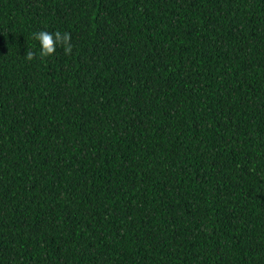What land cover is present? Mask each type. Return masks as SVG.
Segmentation results:
<instances>
[{
    "label": "trees",
    "instance_id": "obj_1",
    "mask_svg": "<svg viewBox=\"0 0 264 264\" xmlns=\"http://www.w3.org/2000/svg\"><path fill=\"white\" fill-rule=\"evenodd\" d=\"M0 264H264V0H0Z\"/></svg>",
    "mask_w": 264,
    "mask_h": 264
},
{
    "label": "clouds",
    "instance_id": "obj_2",
    "mask_svg": "<svg viewBox=\"0 0 264 264\" xmlns=\"http://www.w3.org/2000/svg\"><path fill=\"white\" fill-rule=\"evenodd\" d=\"M33 39L38 42V55L43 57H50L55 55L58 48H62L66 55H70L73 50L72 37L67 31H47L40 30L32 34ZM37 52L27 50L25 59L32 61L36 58Z\"/></svg>",
    "mask_w": 264,
    "mask_h": 264
}]
</instances>
